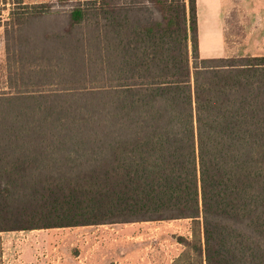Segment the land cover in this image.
<instances>
[{"label": "trees", "instance_id": "16d2710c", "mask_svg": "<svg viewBox=\"0 0 264 264\" xmlns=\"http://www.w3.org/2000/svg\"><path fill=\"white\" fill-rule=\"evenodd\" d=\"M1 1L0 233L187 220L172 264H264V56L200 58L196 0Z\"/></svg>", "mask_w": 264, "mask_h": 264}, {"label": "rangeland", "instance_id": "374dc122", "mask_svg": "<svg viewBox=\"0 0 264 264\" xmlns=\"http://www.w3.org/2000/svg\"><path fill=\"white\" fill-rule=\"evenodd\" d=\"M22 1L27 5L49 3L54 13L68 14L75 6L94 0ZM13 2L6 0L7 9ZM196 16L200 58L264 56V0H196ZM6 17L3 11L0 93L12 92L4 40ZM53 21L58 26L66 23L65 18L53 17ZM179 238L191 239L189 221L1 232L0 264H172L185 250Z\"/></svg>", "mask_w": 264, "mask_h": 264}]
</instances>
